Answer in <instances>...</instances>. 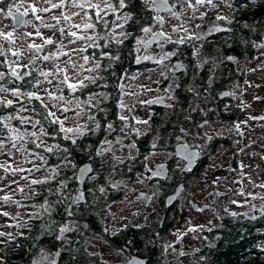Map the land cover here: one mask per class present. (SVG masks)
<instances>
[{"label": "flooded vegetation", "instance_id": "af4514ba", "mask_svg": "<svg viewBox=\"0 0 264 264\" xmlns=\"http://www.w3.org/2000/svg\"><path fill=\"white\" fill-rule=\"evenodd\" d=\"M214 2L218 5L216 9H211L207 5L201 6L196 11L195 17L191 19L189 18L193 14L184 5L180 10L185 15L181 17L180 21H177L168 12H161L165 19L163 23H159L153 19L155 13L149 10L150 23L146 26H151L153 32L162 33L160 34L162 38L158 42L148 44L147 47L138 45L135 48L134 61L142 53H144V57H150L151 59H145V61L138 64L134 62L126 66L122 72V77L118 81V92L120 93L124 84L135 72L154 69L155 67L170 69L168 66L171 63L174 66L175 61H180L181 65L184 66L181 73L185 72L186 69L192 70L190 66L195 65L198 71L207 72V84L224 86L212 95L187 97L188 99H196L191 104L182 101L186 98L185 96L178 99L180 121L178 140L175 145L177 143L181 144V156H176L174 146L175 156H172L169 160L159 162L151 171L147 172L151 191L141 190L138 192L137 198L146 205L155 202L157 213L161 215L158 228L154 231L156 237L160 238L164 235L163 230L167 219L172 215L174 217L176 213L175 219L180 222V238L177 243L179 249H176L174 255L184 253V255L179 254V256L185 260L196 255L201 257L207 246L212 244L210 238L213 235L212 233L219 229L224 221L233 217L232 213L247 215L246 212L233 208L232 199L234 195L239 197L241 192L244 193V196L248 193L246 178H248V169H250L249 158H254L257 161L264 159L262 154V151H264V120L253 119L251 121L249 113L252 111L247 108L246 97L236 95L235 90L229 89L230 86H244L248 84L251 78L260 76L259 70L263 67V64L260 65V59L264 54V49L254 47L253 42H264V0H214ZM170 3H180V0H170ZM228 4H231V7ZM251 10L257 13L250 16L249 11ZM201 13H207V15L201 18ZM217 15L227 16L232 23L224 20L217 21ZM113 19L114 17H109L110 24ZM179 23H183L184 27L188 28L190 36H201V39H198L200 43L199 54H201L199 60L192 58L190 46L196 44L194 41L190 44L186 38L184 44L176 43L182 37H186L183 29L179 32L172 31V28ZM250 23L253 25L251 26ZM245 24L248 27H244ZM197 25L200 27H197ZM216 26L224 30L209 34V30ZM109 28L111 30V27ZM227 29H231V31ZM119 31L120 29H117V32ZM98 32L96 28L95 34ZM147 34L146 41H149L153 36L151 33ZM224 42L228 46L227 50L223 48ZM173 52L175 55L165 58V53ZM228 56L235 57V60H227L226 57ZM5 59L7 60V57ZM165 59H167V62L163 63L162 60ZM102 70L103 67L100 64L99 69L94 72L87 70L86 74L87 76L99 78ZM181 73L177 72V76H180ZM165 81L166 79L163 83ZM85 83L89 89L90 82L85 80ZM105 90L101 83L98 85L97 90H91L83 98L87 117L95 116L96 121H99L102 125L99 132H88L87 136L100 134L103 125L107 122L113 123L115 130L112 132H120V128L123 127V123L118 119L120 114L118 102H106L107 97L100 95ZM223 91H228L233 95L222 96ZM90 96L92 97L91 105L87 103ZM163 97L167 99L171 95H163ZM204 99H206L205 103L203 102ZM165 106L151 104V110L157 111L159 107L165 108ZM108 107L111 108L110 112H108ZM186 107H188L187 112ZM99 109H103V111ZM130 109L131 111L127 113L133 112V109ZM253 112L252 117L264 116V105H258ZM106 113L108 115L105 117ZM129 119V127L130 124L135 125V120ZM244 121H247V123H243ZM237 123L240 124L239 131L235 128ZM87 124L89 129L95 128V121L89 119ZM251 126L254 127L253 134H249ZM125 131H128V129L126 128ZM159 146L162 147L160 142ZM222 147L227 148L225 153L219 151ZM191 153L197 154L191 162V165L193 164L192 168H190L188 160ZM175 160H177V165H175ZM165 162L168 163L169 170L167 178L150 177L153 171ZM241 164L244 165L243 168L240 167ZM217 172H219L218 177ZM175 174L174 186L169 190L168 180L174 177ZM213 175L215 176L212 177ZM180 184L183 185V189L176 201L169 206L167 197L173 194ZM121 196L123 198V194ZM163 219L164 223L161 227L160 223ZM181 222L184 225L194 226L196 240L191 242L181 240L183 234ZM218 222L220 223L216 224ZM127 230H123L119 234ZM157 232H159L158 235ZM147 233L151 232L145 228L143 232L144 241H141V244L146 247L152 245V250L157 247L156 251L153 253L152 250L146 249L147 255L132 253L130 241H128L120 248L127 256L123 264L133 255L146 258L147 264H162L160 257L163 256L165 261L168 260L166 251L160 253L161 242L159 241L158 245L155 246V237H152L153 242L150 244ZM170 241L168 240V246H170Z\"/></svg>", "mask_w": 264, "mask_h": 264}, {"label": "trees", "instance_id": "16d2710c", "mask_svg": "<svg viewBox=\"0 0 264 264\" xmlns=\"http://www.w3.org/2000/svg\"><path fill=\"white\" fill-rule=\"evenodd\" d=\"M8 2L9 0H3L5 6ZM135 11L138 23L133 27L126 26L125 30L130 35L124 39L122 44L117 45L114 40H100L96 42L100 45L99 47L87 46L86 48L88 57H92L96 63L98 61L102 65L103 70L100 77L103 79L97 78L96 83L89 84V89L86 87L78 90L76 93H71L63 86V93L67 98L82 100L88 92L97 90L98 85L102 83L106 89L103 93L107 97L106 102L114 103L116 101L119 95L118 81L122 77V72L126 66L134 63L137 45L136 38H139L142 34L140 28L150 23V11L144 10L142 4L137 3ZM256 13L252 10L249 11L250 16ZM250 25L252 26L253 24L250 23ZM97 29L101 36L111 32L110 28L104 29L99 25ZM249 29L248 31H250ZM65 41H68V38ZM3 47L6 49L5 46ZM223 48L224 50L228 49L226 42L223 43ZM102 52H110L112 57L119 56V60L101 55ZM3 60H6L5 57H0V61ZM190 69L192 70L186 69L183 73L178 72L181 73V82L175 89L177 101L172 109L167 111L166 108L159 107L151 118L149 132H146L144 135H135L134 137L130 135L131 137L128 140L134 141L137 144V155H130L127 146H125L124 155L126 158L122 160V163L114 161L111 153H104L102 156L96 155L102 139H113L116 136H123L122 133L117 131L109 133L103 129L100 134L85 135L79 138L77 144L73 146L69 141L64 140L62 135L57 136L55 134L57 126L48 124L37 114L41 112L37 101H32L31 103L27 99L22 101V104L31 110L27 112L26 116L32 114L33 119H41L40 126H43L45 132L48 133L47 136H44L45 143H50L51 146L55 144L60 145V148L54 149L53 153H47L43 146L36 147L33 144V140L26 147L29 148V152L44 157V161H47V163L44 162L46 165L44 168H50V175L53 168L57 169L58 175L55 179H49L44 184L36 185L38 189L37 193H30L26 199L21 201V203H26L38 210L34 211L35 215L24 221V224L28 225L26 231L20 230L13 233L11 237H8L7 242L3 244L0 249V261H3V264H40V261L47 255L52 256L53 259L54 250L61 251L59 264L97 263L99 259L96 255L89 254L87 245L92 239H97L103 235L115 247L121 248V245L130 241L132 253L147 255L146 249H153L152 245L146 247L144 244H141V241H144L143 232L145 228H128L122 234L110 237L106 236L103 217L108 211V205L121 198L119 191L108 180V175L112 174L114 178L135 179V176L144 169L145 156L150 150L153 137H158L162 149L174 152L180 121L178 99L181 96H185L186 98L182 101L191 104L196 99H188L187 97L212 95L217 93L218 89L224 87L207 84V72L198 71L197 66L192 65ZM5 70L3 64L0 63V71ZM37 74L34 73L33 78L26 77L24 81H16L15 83L22 88V91H30L34 83V77ZM8 86L11 87L12 85L9 84ZM33 108L36 111H33ZM18 110L19 106L0 107V116L8 114L16 116ZM187 110L188 107H186V112ZM110 111L111 108L108 107V112ZM107 115L106 113L104 116L106 117ZM20 125L21 122L18 119L11 120V125L9 124L10 127L16 128H19ZM0 136L10 137L11 133L0 125ZM36 144L39 143L36 141ZM65 147L70 150L68 154L62 151ZM88 161L93 164L92 174H95L96 178L94 180L87 178L84 189H79L76 173L78 167ZM175 179L176 174L168 180L169 190L173 188ZM60 181H65L67 187L62 188ZM100 188H103L104 191L101 192ZM80 191L83 193L84 198L77 201L76 197H78ZM74 194H76L75 199L73 198ZM45 200L48 201V211H44L40 207ZM262 200V207L257 209L251 216L243 213L236 214L224 221L223 225L215 230V233H212L213 235L210 236L212 244L207 246L204 254L201 255V259H199L201 264H264V248H262V243H264V212L261 211V209H264V199ZM71 203L72 208L69 210L68 207ZM175 215L176 213L174 217L172 215V217L167 219L163 232L169 231L174 225ZM67 222L75 223V229L65 234L67 241L64 247H61L62 233L60 229ZM147 229L151 232L146 234L151 244L153 242L151 240L152 237L157 238L155 232H153L156 229L152 227H147ZM154 244L156 246L158 242L154 241ZM154 248L152 250L153 253L157 247ZM82 254L86 258H82ZM41 264H51V261H44Z\"/></svg>", "mask_w": 264, "mask_h": 264}, {"label": "rangeland", "instance_id": "374dc122", "mask_svg": "<svg viewBox=\"0 0 264 264\" xmlns=\"http://www.w3.org/2000/svg\"><path fill=\"white\" fill-rule=\"evenodd\" d=\"M73 11H79V9H73ZM55 14L59 15V11L57 10ZM50 16L51 14H45L44 17L45 20L54 23V21L50 20ZM33 22L36 23L35 21ZM73 22L80 23L81 22L80 17H74ZM13 24L14 23L11 18H5L3 14H0V28H3L5 31H7L11 28ZM62 26L66 27V25H64V22H62ZM72 30L76 31V29H72ZM25 32H34V29L31 27V25H29V26L21 27L16 31L17 39L15 46L16 48L24 49V55L23 57L20 58L22 63L29 64L30 60L33 57H42L44 55H48L49 53H54L57 51L56 46H47L40 53H37L35 50L31 52L27 51V45L29 43L35 42L37 44H40L43 41L39 37H35V36H33L32 38L24 39L21 36V33H25ZM41 32L45 37L53 36L52 30L42 28ZM79 34H83V32L81 31ZM88 34L94 35L95 32L89 31ZM186 35H190V33L188 32V34ZM147 37L148 34L143 33L139 38H143V40L146 41ZM67 38H68L67 27L63 36H61V34L58 31L55 32V35L53 36V39L56 40L57 42L63 39L65 44L64 51L68 52L69 55L61 56L59 57L58 60L44 61L42 59H37L35 67L41 70H50L57 63H59L61 67H64L65 62L71 59L77 65L80 64L84 65V70L81 71L79 68H77L76 72H79L80 78L86 77L87 76L86 71L90 68H93L96 62L91 57L89 58L88 62L85 63L83 57L88 55L86 54V51L81 52L78 51V49L87 48V46L91 42L77 41L74 44H70L68 43V41H65ZM187 40L189 41L190 44L193 41L196 43L191 45L190 48H191L192 58L199 60L201 58V54H199V47H200L199 40L197 39H187ZM0 45L5 46L6 49L10 47L9 44L4 42L3 40H0ZM136 47H138V45H136ZM12 59L15 58L9 54L7 56V60H12ZM162 62L163 63L167 62V59L162 60ZM262 64L263 67L259 70L260 76L256 78L254 77L255 79L251 78L248 81V84L244 86L229 87V89L236 91V95H243L246 97V100L248 102L247 108H249L252 111L251 113H249V118L253 116L254 114L253 110L258 105H264V99H257V97L264 98V54L260 59V65ZM168 67L170 69L155 67L154 69H146L135 72L128 79V82L124 84L123 89L120 91L119 96L117 98L118 100L116 99L118 104L119 101L123 100L124 104L127 106L123 111L124 115H127L129 118L135 117L140 120H148L149 123L147 125L137 124V123H135V125L130 124L131 126H135L136 128L141 129V131L144 133L150 131L151 118L155 113V111L151 110L152 109L151 104H146L144 103L145 101L156 100L157 98L162 97L163 95H171V97L165 99L167 102L165 108H167V111L171 110L174 104H176L177 99H176L175 89L180 84L181 79L179 76H177V72L175 71V67L172 65V63ZM69 74L73 76V78H75V73L70 67H69ZM35 79L43 80V78L40 77L38 74L34 77V80ZM57 79H59V77H53L54 81ZM165 79L166 81L165 83H163ZM60 87H63V85H60ZM44 89H50L55 91V84L50 85L47 82H44L41 83L39 87H32L30 91H37L41 95H45ZM62 94L65 96L66 100L69 99L64 93ZM8 98L11 99L12 97L9 96ZM24 99L27 98L25 97ZM71 100L72 103L68 105H66L64 101L50 102L47 100V97L45 95V102L49 103V107L51 108L52 111L57 110L56 107H53L54 103L58 104L61 107L67 106L70 108V111L67 113L57 112V115L60 116L61 119H63L64 116L69 117V119L65 121L66 127L75 126L76 124L88 126L87 123L89 118L87 117L85 110L83 111V113H81L80 116H77V113L80 111V109H84L83 99L81 100L74 98ZM77 100L81 102L79 108L76 107ZM205 100L206 99L203 100L204 103ZM129 108H132L133 112L127 113L129 111ZM30 111L31 110L29 107L25 111L18 110L16 116L32 117V114L30 116H26L27 112ZM252 120L253 119H251V121ZM7 123L11 125V121H7ZM39 126L40 125H36L35 127H33L32 124L21 123L18 129H20L21 132L36 131L37 134L39 135L40 127H41ZM253 129L254 127L251 126L249 134H253ZM131 135L134 137L136 134L131 133ZM121 137L123 139L125 146L133 142L128 140L130 139L131 136H128L127 138H124V136ZM33 139L34 138L29 136L26 137L24 141H17L16 142L17 149H12V143L9 140V137L0 136V141H4L5 143V147L3 149H0V163L7 162L13 167H20L26 170L22 173L17 172L15 175H13L11 172L6 173L4 169L0 168V177L3 178L0 179V197L4 196L5 194H9L12 196V199L14 201L20 202L18 205L15 203L5 204L3 201H0V213L4 211L10 213L8 217H5L2 214H0V232L13 234L15 232H19L20 230L23 231L27 230L28 225H25L24 221L29 219L31 216H33V214H35L34 211L38 209L30 207L26 203H21V201L26 199L30 193H37L38 189L36 188V185H31L32 180L34 179L43 180L46 177L51 176L49 171L50 168H44L46 167V165L44 164V160L37 159L36 153L29 152L28 151L29 148L26 147V145ZM41 139L43 140V143H41L40 140H37L40 146H43L44 148L51 146L50 143H45L44 137H41ZM107 139L113 140L114 138L113 139L107 138ZM103 140L104 139H102V141ZM158 140H159L158 137L152 138L150 150L148 154L145 156L144 169L142 172L138 173L137 176H135V179L121 178V177L114 178V175L112 174L108 175V180H110L112 186L116 185V187L114 188H116L117 191H119L120 196L123 194V198L115 200L108 205V211L103 217V226L106 236L108 237L115 236L123 230L134 227H140V228L152 227L153 229L158 228V223L161 219V215L157 213L156 203L153 202L151 203V205H146L144 202H141L137 198L139 191L141 190H147L149 192L151 191L149 188L150 185L148 184L149 179L147 172L151 171L159 162L164 160H169L172 158V156H175V152L162 149L159 146ZM177 140H178V136L175 142H177ZM21 143L24 144L26 148L25 151L18 150L21 146ZM104 147H107V145H104ZM9 150L12 151L13 153L12 156L8 155ZM219 151L221 153H225V151H227V148L222 147L219 149ZM113 152L115 153V155L120 156L122 160L126 158L124 155V149L122 150L119 145L114 144ZM128 152L130 155H135V156L137 155L136 147L134 149H128ZM262 154L264 155V151H262ZM249 160H250V169H248V178H246V182L248 183V193L249 192L253 194L259 193L260 196H264V189L256 187V185L264 183V159L262 161H257L254 158H249ZM174 162L175 165H177V160H175ZM27 169H32V171L28 172ZM216 174L218 177L219 172H217ZM215 175H213L212 177H214ZM249 176L251 177V180H249ZM21 177H27V179H22ZM88 178L90 180H94L96 178V175L91 174ZM14 180L18 181V184L10 183ZM8 185H10V187ZM20 187L24 188V192L18 191V188ZM80 193L82 192L80 191L78 193V196L80 195ZM247 194L245 196L240 195L239 197H236V195H234L232 199V206L235 210L244 211L247 213L248 216H251L257 209H260L262 207L263 200L260 199L259 197L253 199L252 196H249ZM233 201H236V203H233ZM219 223L220 222L216 224ZM18 224L19 226H17ZM74 224L75 223H71V222L66 223L65 226H67L70 229V231L62 233V239L60 242L61 247H64L67 241L65 234L75 229ZM179 226H180V222H178L175 219V223L170 228V230L163 232L164 235L162 234L163 235L162 237L160 238L157 237L155 239L156 242L159 241L161 242L162 247H160V253L161 251H166L168 254L167 256L168 260L165 261V257L163 256L160 257V262L162 264H201L199 261V259H201L200 256L197 257L196 255L191 259L185 260V259H181V257L179 256L180 253L178 255H174L176 249H179V247L177 246L178 239L180 238ZM181 229L183 230V234L181 235V240L191 242L197 239L195 238L196 233L194 232L193 225H187V224L184 225L183 222H181ZM8 237L9 236H0V249L2 248L3 244L7 242ZM168 240H171L170 246L167 245ZM262 248H264V243H262ZM87 250L90 255H96L97 258L99 259L97 263H93V264H123L124 261L127 259L125 252L122 251L120 247H115L111 243V241L105 237V235L100 236L97 239H92L91 242L87 245ZM160 256L162 255L160 254ZM81 257L86 258L84 254H82ZM51 259L52 256L47 255L40 261V264L44 263V261L50 262Z\"/></svg>", "mask_w": 264, "mask_h": 264}, {"label": "snow or ice", "instance_id": "6c2138e0", "mask_svg": "<svg viewBox=\"0 0 264 264\" xmlns=\"http://www.w3.org/2000/svg\"><path fill=\"white\" fill-rule=\"evenodd\" d=\"M137 3L143 5L144 10H151L155 13L153 16V19L159 23L164 22V16L161 15V12H168L172 17L176 18L177 21L181 20V17L185 15L184 12L180 10L181 7L184 5L187 6L188 9L192 12V17H195V13L201 6H209L211 9H216L218 5L214 2V0H180V3H170V0H9V2L6 4V6L3 3V0H0V14H3L5 18H11L14 21V24L11 26V28L7 31H5L3 28H0V40H3L7 44H9V48L5 49L2 45H0V57H7L9 54L14 57L15 59L12 60H3L0 61V63L3 64L5 67V71H0V107L9 108V107H15L19 106L20 111L27 110L26 106L22 104L23 99L26 97L28 102L31 103L32 101L39 102V106L41 109V112L37 113L41 116V119L46 121L50 125L57 126V130L55 134L57 136H61L66 141H69L71 145L75 146L77 144V140L81 137H84L88 132H99L102 128V125L99 121H96L95 116H89V119L92 121H95V128L89 129L87 125H80L76 124L75 126L66 127L65 121L69 119V117L64 116L63 119H61L60 116L57 115V112L61 113H67L70 111V108L67 106H59L58 104L54 103L53 107H56V111H52L49 107V103L45 102V95L47 97V100L50 102H60L64 101L66 105L71 104L72 100L65 98V96L62 94L64 91V88L60 87V85H63L66 87L71 93H76L78 90L86 88L88 85L85 83V80L89 81L90 83H96L97 77L93 76H86L83 78H80L79 72H76V69L79 68L81 71L84 70V65L80 64L77 65L74 61L71 59L67 60L65 62V66L61 67L59 63L55 64L54 67L50 70H41L35 67L36 60L42 59L44 61L49 60H58L61 56H67L69 55L68 52L64 51L65 44L63 39L60 41H56L53 39V36L55 35V32H59L61 36L64 35L67 27V36H68V43L74 44L77 41H90L91 43L88 45L89 47H99L100 45L97 44V41L100 40H114L117 45L122 44L124 42V39H126L130 33L125 30L126 26L133 27L135 26L138 21L136 20V7ZM229 7H231V4H228ZM73 9H79V11H73ZM59 11V15H56L55 12ZM45 14H51L50 20L54 21V23L48 22L45 20ZM201 18L203 16L207 15V13H201ZM31 17V19H29ZM74 17H80L81 22L75 23L73 22ZM109 17H114L111 24L109 23ZM94 20V22H93ZM217 21H227L228 23H232L231 20L227 16H216ZM35 21L36 23H34ZM62 22H64L65 26H62ZM186 23V21H185ZM34 29V32H25L21 33V36L24 39L32 38L33 36L39 37L43 42L40 44H37L35 42L29 43L27 45V51L31 52L35 50L37 53L43 51L47 46H56L57 51L54 53H49L48 55H44L42 57H33L30 60L29 64H25L21 62V57L24 55V49L23 48H16V31L20 27L29 26ZM100 26L101 28L107 29L111 27V32L107 33L104 36H101L99 33H96L94 35H89V31L95 32V29L97 26ZM8 27V26H5ZM197 27H200L197 25ZM244 27H248L247 24L244 25ZM48 29L53 31V36L45 37L43 33L41 32V29ZM72 29H76V31H73ZM117 29H120L119 32H117ZM181 29L185 32V34H188V28L184 27L183 23H179L176 26L172 28L173 32H179ZM224 29H221L220 27L216 26L209 30V34L212 32H219ZM228 31H231V29H227ZM83 32V34H79L80 32ZM140 31L143 33H151L153 37H156L158 34L162 33H156L152 31L151 26H142L140 28ZM201 39V36H190L186 35V37H182L176 43L178 44H184L185 39ZM148 41L143 40V38H136V44L137 45H144L145 47L148 46ZM253 46L256 48H262L264 49V42L256 43L253 42ZM86 48L78 49V51H86ZM77 51V50H74ZM101 55L109 56L111 59L119 60V56L112 57L110 52H102ZM175 55V53H165V58L167 56ZM140 57H137V60L139 61ZM144 59H151L150 57H144ZM227 60H235V57L228 56L226 57ZM83 60L85 63L88 62L89 57L84 56ZM69 67L73 70L75 73V78L69 74ZM100 68V63L97 61L95 66L93 68L88 69L89 72H94L97 69ZM38 73L40 77L43 78V80L35 79L34 83L32 84V87H39L41 83L47 82L48 84L52 85L55 84V91L50 89H44L45 95H41L37 91H22V88L17 85L16 81H24L26 77L33 78V74ZM53 77H59L57 80H53ZM99 79H103L100 77ZM7 82V83H5ZM211 82V81H209ZM11 84L12 86L9 87L8 85ZM102 97H104L103 93H100ZM222 95L230 96L233 95V93H223ZM12 97L11 99L8 97ZM106 98V97H105ZM257 99H264L257 97ZM162 98H157L156 100H147L144 103L146 104H155V103H162ZM80 101H76V107H80ZM87 103L89 105L92 104V97L90 96L87 100ZM120 114L118 115L119 121L123 123V127L120 128V132L123 134L124 138H127L131 135V133H135L136 135H144L145 133L141 131V129L136 128L135 126L129 127L128 120L129 117L127 115L123 114L124 109L127 107L123 100L119 101L118 104ZM33 111H36L35 108L32 109ZM100 111H103V109H99ZM84 109H80V111L77 113V116H80L81 113H83ZM129 111L131 109L129 108ZM14 119H18L21 123H29L32 124L33 127L36 125L41 124V119H33L32 117H16L12 114L0 116V125L4 129H6L8 132L11 133V136L9 137V140L12 143V149H17V141H24L26 137H32L33 144H35L36 147H40V144H36L37 140H40L41 143H43V140L41 137L47 136L48 133L45 132V129L43 127L40 128L39 135L36 131L32 132H21L20 129L16 127H10L6 121H11ZM135 120L137 124H144L147 125L149 122L148 120H140L135 117L132 118ZM250 119H261L264 120V116L262 117H250ZM243 123H247V121H244ZM128 129L127 132H125V129ZM235 128L239 131L240 124L237 123L235 125ZM103 129L106 132H112L114 131V125L111 122H107L103 125ZM183 131V130H182ZM242 134V133H241ZM114 144L119 145L120 148L123 150L125 148L123 139L121 136L114 137L113 140L104 139L101 142V147L97 151V156H102L104 153H111L112 158L117 163H122V158L120 156L115 155L113 152V146ZM104 145H107V147H104ZM155 146V145H153ZM5 147L4 141H0V149H3ZM136 147V143L133 141L129 145H127L128 149H134ZM60 145L55 144L49 147L45 148V151L47 153H53L54 149H59ZM19 151H25L26 148L23 143H21ZM62 151L66 154L69 153V148L65 147L62 149ZM8 155L12 156L13 153L11 150L8 151ZM196 153H191L188 156L189 164L195 159ZM36 158L40 160H44L43 156H40L39 154H36ZM67 158V157H65ZM132 158V157H130ZM47 163V161H44ZM160 169H163V165L159 166ZM241 168L244 167L243 164L240 165ZM0 168L4 169L5 172H11L13 175H15L17 172H24L26 171L24 168L20 167H13L12 165L5 163H0ZM39 170V169H36ZM89 167L85 166L83 169H81V176L89 172ZM28 172H31L32 169H27ZM160 173H153V175H159ZM58 175L55 168L51 169V176L46 177L43 180H32L31 185H39L46 183L49 179H55V177ZM22 179H27V177H21ZM0 179H3L0 177ZM249 180H251V177L249 176ZM10 183H17L18 181H12ZM60 185L62 188L67 187V183L65 181H60ZM10 187V185H8ZM113 187H116V185H113ZM256 187L264 189V183H261L259 185H256ZM18 191L24 192V188L20 187L18 188ZM100 191L103 192L104 189L100 188ZM239 195H244L243 192L239 193ZM247 195L252 196L253 199H256L259 197L260 199H264V196H260L259 193L253 194L249 192ZM84 196L83 193H80L78 197H76V200H83ZM0 201H3L5 204L7 203H15L19 205V201H14L12 199V196L9 194H5L4 196L0 197ZM233 203H236V201H233ZM48 201L45 200L44 203L40 205L44 211H48ZM262 212H264V209H261ZM3 216L8 217L10 215L9 212L4 211L2 213ZM71 214V213H70ZM35 215V214H33ZM233 216L236 215V213H232ZM19 226V224L17 225ZM70 231V229L65 226L60 229L61 233ZM11 233H5L0 232V236H9L11 237ZM59 255V253H57ZM180 255H184V253H180ZM0 264H3V261H0ZM52 264H55V261H52Z\"/></svg>", "mask_w": 264, "mask_h": 264}, {"label": "water", "instance_id": "95a60500", "mask_svg": "<svg viewBox=\"0 0 264 264\" xmlns=\"http://www.w3.org/2000/svg\"><path fill=\"white\" fill-rule=\"evenodd\" d=\"M13 23H14V21H13ZM21 28V27H20ZM19 29V28H18ZM161 38H162V36L160 35V34H158L156 37H152L148 42V44H153V43H155V42H158V41H160L161 40ZM42 52V51H41ZM40 53V52H39ZM144 53H142V54H140V55H138L137 57H140V59H139V61L137 60V57H136V59H135V64H138V63H141V62H143V61H145V59H144ZM174 65L176 66V71L177 72H181L183 69H184V66H182L181 65V62L180 61H176L175 63H174ZM123 78H124V76H123ZM21 82V81H20ZM226 92H228V91H223L222 92V94L223 93H226ZM229 93V92H228ZM221 94V95H222ZM222 96H225V95H222ZM159 98H162V103H155L154 105H157V106H165V105H167V102H166V100H165V98L162 96V97H159ZM175 151H176V156L177 157H180L181 156V144H179V143H177L176 145H175ZM161 165H163L164 167H163V169L161 170L160 169V165L153 171V173H160L159 175H155V176H159V177H161V178H167V176H168V173H169V170H168V163H163V164H161ZM85 166H88L89 167V172H87L86 174H84L83 176H81V169H83ZM192 166H193V164L191 165L190 164V168H192ZM92 172H93V164L90 162V161H88V162H84L83 164H81L79 167H78V170H77V173H76V181L78 182V184H79V189H84V187H85V183H86V180H87V178L92 174ZM153 173L151 174V176L150 177H155L154 175H153ZM183 189V185H179V186H177V188H176V191L173 193V194H171V195H169L168 197H167V204L170 206V205H172L175 201H176V199H177V197L180 195V193H181V190ZM75 197H76V194H74L73 195V198L75 199ZM73 199V200H74ZM73 200H72V202H73ZM71 208H72V203L69 205V207H68V209L69 210H71ZM163 223H164V219L161 221V223H160V226L162 227V225H163ZM159 234V232H157V235ZM53 253H54V257H53V259L51 260V264H52V261H55V264H59V262H60V258H61V251H59V250H54L53 251ZM57 253H59V255H57ZM125 264H147V259L146 258H142V257H140V256H137V255H133Z\"/></svg>", "mask_w": 264, "mask_h": 264}]
</instances>
